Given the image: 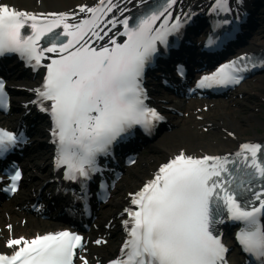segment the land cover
<instances>
[{
  "label": "snow or ice",
  "instance_id": "6c2138e0",
  "mask_svg": "<svg viewBox=\"0 0 264 264\" xmlns=\"http://www.w3.org/2000/svg\"><path fill=\"white\" fill-rule=\"evenodd\" d=\"M175 4L157 0L129 16L123 15L127 7L98 0L92 7L79 5V12L86 13L79 18L75 12L18 10L0 0V56L16 53L33 70L46 69L42 83L28 89L35 95L28 103L50 116L54 169L62 167L63 179L78 186V192L71 186L64 189L74 201L86 202L93 174L100 175L99 188L106 192L98 157L110 155L114 144L132 135L135 126L150 133L164 119L146 103L143 77L146 66L160 54L158 46L167 48L168 37L179 34L190 19L189 13L179 12L173 18ZM209 11L230 12L229 0H214ZM105 25L110 28L105 30ZM117 25L122 28L113 34ZM106 37V43H99ZM46 54H51L49 62L42 65ZM257 67H264V55L244 53L200 76L196 87L238 84L243 73ZM176 71L184 76L182 65ZM8 107L0 78V109ZM26 141L24 131L0 127V159ZM21 175L19 167L11 170L5 190L15 192ZM129 196L130 205L123 209L128 219L121 221L126 238L119 255L107 264H227L228 249L218 228L225 222L239 223L235 239L242 251L255 264H264V144L244 142L234 152L199 157L181 150ZM85 245L80 234L68 229L30 239L9 237L5 246L11 252H0V264H88Z\"/></svg>",
  "mask_w": 264,
  "mask_h": 264
},
{
  "label": "bare ground",
  "instance_id": "6f19581e",
  "mask_svg": "<svg viewBox=\"0 0 264 264\" xmlns=\"http://www.w3.org/2000/svg\"><path fill=\"white\" fill-rule=\"evenodd\" d=\"M147 1L145 0V3ZM4 2L15 6L18 10L33 13L75 12L79 18H83L86 13H80L78 6L85 4L92 7L98 3V0H4ZM113 2L117 3L121 9L124 7L129 9L123 15L140 6L137 5L136 0H113ZM209 4V0H178L174 11L183 14L189 8L203 7ZM113 11L116 12V9ZM117 15L118 18H122L119 13ZM110 17L111 14L108 18L110 19ZM74 20L75 18L70 17V22H74ZM117 26L122 27L121 25ZM262 28L261 25L257 27L258 30L253 34L251 41L254 45H258L259 49L264 50V30ZM249 49H253V47L249 45ZM247 99L253 103L258 100V103L253 106L247 115L241 113L246 105L241 100L232 97L203 102L208 107L206 111L202 107V101H189L188 103L178 101L180 106L178 108L183 113L174 114L173 119L176 123L174 128L154 141L149 153L144 156L142 164L132 172L131 176L120 182L118 191L109 202L108 209L103 212L102 220L109 222L112 228L106 230L102 226L93 235L95 239L96 235L104 238L103 246H93L91 248L97 254V258H104L114 250L115 237H109L108 234L110 232L113 234L118 228L115 214L128 204L129 193L134 192L145 179L150 177L159 163L173 154H178L181 150L194 156L225 154L237 149L239 144L244 143L247 138L255 142L264 140V113H261L260 110L264 104V86H261V92L257 91L254 94H249ZM155 103L164 110L166 106L175 102L170 101L166 103L168 105H163L160 101L155 100ZM260 115L262 118L259 117ZM251 129H254V135L248 136L247 133ZM229 133L232 135H229ZM38 159L35 160L43 163L46 167L50 165L46 155H42ZM35 160L27 162L28 175L36 173L43 179L47 178L48 176L42 173L44 170L38 167ZM7 208L13 210L11 207ZM17 216L20 217L22 214L13 210L10 221L15 222ZM3 220L0 215V221ZM3 224L4 222H0V226ZM44 226L51 229L50 222L27 218L26 225L24 227L19 225L16 230L34 234L37 229H43Z\"/></svg>",
  "mask_w": 264,
  "mask_h": 264
},
{
  "label": "rangeland",
  "instance_id": "374dc122",
  "mask_svg": "<svg viewBox=\"0 0 264 264\" xmlns=\"http://www.w3.org/2000/svg\"><path fill=\"white\" fill-rule=\"evenodd\" d=\"M261 86H264V74H263V77L259 78L257 81L246 82L244 85H242V87H240V91L242 92V97L238 96V97H235V99H240L246 105L242 109L241 113L247 115L248 113H250L253 106L258 103V100L255 103H253L251 100H248L247 97L249 96V94H254L257 91L261 92ZM261 113H264V105L262 106ZM261 115L259 116L260 118H262ZM254 132H255L254 129H251L247 134L248 136L254 135ZM147 154L148 153H146V155ZM143 158L144 157H142L139 163L130 171V174H132V172H134V170L137 169V167L142 163Z\"/></svg>",
  "mask_w": 264,
  "mask_h": 264
}]
</instances>
